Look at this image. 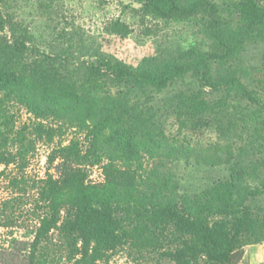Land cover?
Here are the masks:
<instances>
[{"label":"trees","instance_id":"1","mask_svg":"<svg viewBox=\"0 0 264 264\" xmlns=\"http://www.w3.org/2000/svg\"><path fill=\"white\" fill-rule=\"evenodd\" d=\"M133 1L164 20L201 18L211 49L147 56L136 66L95 52L70 70L60 56L31 48L27 30L0 11V162L14 161L7 150L16 140L11 104L25 108L49 141L56 131L49 119L85 132L83 141L52 150L55 174L42 181L44 210L33 239L12 238L0 264L44 263L41 245L52 230L63 237V264L108 261L124 245L142 264H239L247 245L264 241V87L245 84L238 66L247 43L264 42V0H235L234 24L212 0ZM113 27L127 30L119 21ZM187 75L194 86L153 104L154 93ZM163 114L174 116L179 130L215 127L224 177L191 194L166 181L146 184L145 157L170 140ZM96 165L100 184L87 180L85 166ZM13 223L2 210L0 225Z\"/></svg>","mask_w":264,"mask_h":264},{"label":"rangeland","instance_id":"2","mask_svg":"<svg viewBox=\"0 0 264 264\" xmlns=\"http://www.w3.org/2000/svg\"><path fill=\"white\" fill-rule=\"evenodd\" d=\"M212 1L219 6L220 16L234 24L237 19L233 10L235 0ZM0 11L27 30L31 48L60 56L70 70L95 52L111 54L136 66L147 56L192 48L208 51L212 45L201 18L164 20L145 13L141 4L133 0H0ZM115 21L125 25L126 32L114 31ZM238 66L242 81L263 91L260 87H264V42L247 43ZM187 85H195L190 75L154 93L153 104H159ZM138 97L142 100L144 94ZM9 109L14 118L16 140L7 148L14 155V161L0 162V203L6 202L0 204V213L4 210L14 223L0 225V249L7 247L12 238L33 239L37 216L44 210L40 198L42 181L48 174H55L48 158L60 142L75 138L83 141L85 134L84 130L65 122L49 119L45 124L56 130L49 141L46 134L39 136L34 130L36 120L25 108L11 104ZM160 120L170 140L156 149L154 157H145L141 173L146 184L166 181L168 188L176 193L191 194L224 177L227 166L220 152L223 142L213 125L179 130L174 116L163 114ZM20 138L22 142L18 141ZM169 148H174L172 154H168ZM85 168L89 182L104 181L100 165ZM62 241L57 230L49 233L41 245V256L45 258L42 264H63L59 257ZM150 258L145 254V259ZM144 261L136 250L124 245L117 248L108 261L97 264H142Z\"/></svg>","mask_w":264,"mask_h":264},{"label":"crops","instance_id":"3","mask_svg":"<svg viewBox=\"0 0 264 264\" xmlns=\"http://www.w3.org/2000/svg\"><path fill=\"white\" fill-rule=\"evenodd\" d=\"M239 264H264V241L247 245Z\"/></svg>","mask_w":264,"mask_h":264}]
</instances>
